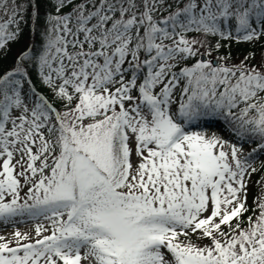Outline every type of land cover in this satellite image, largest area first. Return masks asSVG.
I'll list each match as a JSON object with an SVG mask.
<instances>
[{"label":"snow or ice","instance_id":"obj_1","mask_svg":"<svg viewBox=\"0 0 264 264\" xmlns=\"http://www.w3.org/2000/svg\"><path fill=\"white\" fill-rule=\"evenodd\" d=\"M25 2L0 0V51L26 17L39 26ZM53 8L39 52L29 45L0 73V225L35 222L0 235V264H264V188L248 204L264 53L258 64L221 53L222 41H264V0ZM220 116L234 142L193 130Z\"/></svg>","mask_w":264,"mask_h":264},{"label":"trees","instance_id":"obj_2","mask_svg":"<svg viewBox=\"0 0 264 264\" xmlns=\"http://www.w3.org/2000/svg\"><path fill=\"white\" fill-rule=\"evenodd\" d=\"M55 0H31L33 9L38 5L40 13V24L37 26L33 20L25 18L24 21L20 24V33L18 38L15 41H9L5 49L0 51V73L6 74L7 72L13 71L15 64L17 63V58L23 50H25L29 45L33 46L34 51L39 52L41 48L42 33L45 28L44 18L46 13H52L54 11L53 4ZM76 3H79L80 0H75ZM21 3H24V6L27 7L25 0H21ZM72 10V5L70 4L63 11L68 13ZM215 43V39L212 41ZM224 47L221 49L222 54L231 55V63H239L244 56L249 53H255V61L253 63H259L260 54L264 53V41H261L256 44L249 43H237L235 41H222ZM28 71L31 73V81L37 92L42 93L50 102L54 103V100L51 96L50 90L46 85L42 84L41 78L38 74V69L34 68L32 63L27 65ZM29 98H31V93L29 92ZM55 104V103H54ZM177 105H173V110ZM61 108V107H60ZM219 118V117H214ZM223 119L224 125L226 128L233 130V124L228 120L224 119L223 116H220ZM212 120V118H211ZM233 132V131H232ZM249 144H252L254 147L260 143L259 138L250 139ZM262 175H258L254 178V183L251 186L252 192L250 197V207L253 205L254 199L261 192V189L264 188V184L258 183L264 177V164L262 165L261 171Z\"/></svg>","mask_w":264,"mask_h":264},{"label":"rangeland","instance_id":"obj_3","mask_svg":"<svg viewBox=\"0 0 264 264\" xmlns=\"http://www.w3.org/2000/svg\"><path fill=\"white\" fill-rule=\"evenodd\" d=\"M261 55H262V53L260 54V57H261ZM60 106L62 107V110H63V106L61 104H60ZM62 110L60 109V111H62ZM207 129H211V131L207 130ZM214 129H218V130L214 131ZM193 130L198 131V132H202V133L207 134L209 136L215 135V136H217V137H219L225 141H229V142H234L236 139V137L230 132V130L228 128L224 127L223 119L222 120L217 119V120H213V121H208V124L205 120H203L200 122L199 126H196ZM255 148L256 147L249 145L248 142H245L244 146H243V154H242L241 158L243 159V158L247 157L249 155V153H251L252 150ZM263 163H264V154H259L258 159H256L254 164H253V166L256 167L258 169V171L252 175L251 180L248 183V204L250 203V197H251V192H252V188L250 185H252L254 183V178L256 176L262 175V173H260V171H261V166ZM34 225H35L34 221H31L27 217H23V218H20V223H18L15 227H12V226L4 227L3 225H0V235H9V238H11L10 234L13 231L18 229V230L23 231V232H29L32 230Z\"/></svg>","mask_w":264,"mask_h":264}]
</instances>
